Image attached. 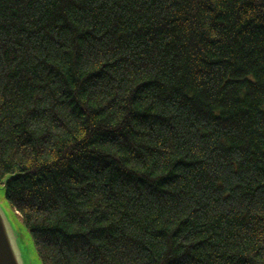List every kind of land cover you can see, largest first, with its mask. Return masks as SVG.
Returning a JSON list of instances; mask_svg holds the SVG:
<instances>
[{
    "label": "trees",
    "instance_id": "16d2710c",
    "mask_svg": "<svg viewBox=\"0 0 264 264\" xmlns=\"http://www.w3.org/2000/svg\"><path fill=\"white\" fill-rule=\"evenodd\" d=\"M43 264H264V0H0V185Z\"/></svg>",
    "mask_w": 264,
    "mask_h": 264
},
{
    "label": "water",
    "instance_id": "95a60500",
    "mask_svg": "<svg viewBox=\"0 0 264 264\" xmlns=\"http://www.w3.org/2000/svg\"><path fill=\"white\" fill-rule=\"evenodd\" d=\"M0 185V264H43L27 227L17 217Z\"/></svg>",
    "mask_w": 264,
    "mask_h": 264
}]
</instances>
